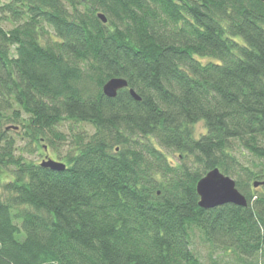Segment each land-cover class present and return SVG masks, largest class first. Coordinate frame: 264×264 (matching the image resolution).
I'll list each match as a JSON object with an SVG mask.
<instances>
[{
    "label": "trees",
    "instance_id": "obj_1",
    "mask_svg": "<svg viewBox=\"0 0 264 264\" xmlns=\"http://www.w3.org/2000/svg\"><path fill=\"white\" fill-rule=\"evenodd\" d=\"M0 173V264H264V0H0Z\"/></svg>",
    "mask_w": 264,
    "mask_h": 264
},
{
    "label": "water",
    "instance_id": "obj_2",
    "mask_svg": "<svg viewBox=\"0 0 264 264\" xmlns=\"http://www.w3.org/2000/svg\"><path fill=\"white\" fill-rule=\"evenodd\" d=\"M80 1V0H78ZM86 1V0H82ZM99 18L104 23H107L106 16L102 13ZM128 88L127 81L123 79H115L109 81L104 87V95L109 98H116L120 90ZM130 94L135 100H140L136 96L134 90H130ZM43 168H48L52 171L63 172L66 170V165L52 159L44 160L41 164ZM264 183H255L254 187ZM198 194L200 196V207L203 209H217V207L234 205L240 207H248V199L236 187V182L233 178L225 176L220 169L209 172L197 185Z\"/></svg>",
    "mask_w": 264,
    "mask_h": 264
},
{
    "label": "rangeland",
    "instance_id": "obj_3",
    "mask_svg": "<svg viewBox=\"0 0 264 264\" xmlns=\"http://www.w3.org/2000/svg\"><path fill=\"white\" fill-rule=\"evenodd\" d=\"M69 125H70V123H67L62 130L67 132L69 130ZM79 129L81 131L82 130L89 131V133H91V134H93L95 132L94 129L91 128L90 126H85V127L84 126H80ZM205 130L206 129H205V126H204L203 123L196 125V136H199L201 133L205 132ZM10 132H11L10 134L17 140V144H16L17 147L21 148V149L23 147L25 149V151H23V155H24L25 158H27L30 161H36L37 163L38 162L39 163L43 162V160L46 158L47 155H44V156L42 155L43 151L41 150V148H40V151H36L35 152L34 147L27 146L26 142H28V141H27L26 135L23 134L25 132L24 129L16 131L17 133H15L14 131H10ZM61 147H60V150L58 152L55 149L54 150L51 149V150H48V151L44 150V153L46 154V152H47V154H49L50 157L53 160H55L56 157H57V159L59 161L63 162L61 159H59V157L60 158L64 157L65 154H67L66 153L67 146L65 144L63 149ZM27 149H28V152L30 151L32 153H28ZM18 154H20V152H18ZM237 156H239V158H241L242 163L246 165L248 158H247V156H245L244 152H241V151L237 150ZM0 175H1V173H0ZM2 175H3V173H2ZM233 179L237 180L236 177H233ZM254 189L257 190L258 193L259 192H263V194H264V189L263 188H259L258 187V188H254ZM198 249H199L200 253H202L203 256H205V257H209V255H211V253H210V249H211L210 245H209V243H207L204 240H198ZM224 255H225V253H222V251H219V252H217L215 258H216V260H222V257H224Z\"/></svg>",
    "mask_w": 264,
    "mask_h": 264
},
{
    "label": "flooded vegetation",
    "instance_id": "obj_4",
    "mask_svg": "<svg viewBox=\"0 0 264 264\" xmlns=\"http://www.w3.org/2000/svg\"><path fill=\"white\" fill-rule=\"evenodd\" d=\"M48 157L46 156V158L45 159H47ZM44 161V160H43Z\"/></svg>",
    "mask_w": 264,
    "mask_h": 264
}]
</instances>
